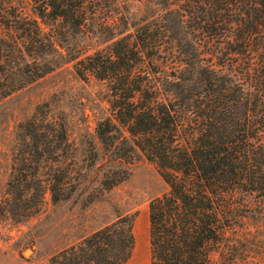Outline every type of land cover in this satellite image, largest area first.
<instances>
[{
	"label": "trees",
	"instance_id": "16d2710c",
	"mask_svg": "<svg viewBox=\"0 0 264 264\" xmlns=\"http://www.w3.org/2000/svg\"><path fill=\"white\" fill-rule=\"evenodd\" d=\"M17 1L0 0V101L66 63L105 85L108 115L95 134L111 166L100 185L124 181L122 164L141 155L168 187L147 205L149 264H246L264 248V236H231L245 196L264 217V0H146L157 10L133 31L103 0H28L31 15ZM48 17L73 30L101 24L110 42L62 46L40 27ZM15 140L0 199V216L15 222L35 216L47 192L68 199L98 157L88 142L85 168L77 164L47 103L16 125ZM134 219L119 216L50 264H127Z\"/></svg>",
	"mask_w": 264,
	"mask_h": 264
},
{
	"label": "rangeland",
	"instance_id": "374dc122",
	"mask_svg": "<svg viewBox=\"0 0 264 264\" xmlns=\"http://www.w3.org/2000/svg\"><path fill=\"white\" fill-rule=\"evenodd\" d=\"M27 14H32L31 2L17 1ZM106 15H127L129 31L151 18L157 10L146 0H103ZM101 19V18H100ZM96 22L98 24L99 20ZM44 32L50 33L62 46L91 45L103 47L110 42L103 26L89 24L73 30L63 20L37 18ZM102 20V19H101ZM47 103L53 116L64 119L69 139L76 149L74 158L79 166L92 142L98 155L95 164L84 169L76 190L68 199L52 203L45 193L40 211L24 222L0 216V264H50L52 255L77 243L84 236L124 214H135L133 232L135 248L127 264H149L148 213L150 199L168 190L154 163L141 155L122 164L127 178L110 189L100 185V179L110 166L108 152L95 134L96 124L108 115L105 85L95 79L81 80L71 63L63 64L25 88L0 101V199L9 178L16 145V125L28 118L35 107ZM242 200V199H241ZM257 200L245 196L237 209V223L232 238L246 233L253 240L264 236V217H260ZM230 236V237H231ZM246 264H264V248H252L245 254Z\"/></svg>",
	"mask_w": 264,
	"mask_h": 264
}]
</instances>
